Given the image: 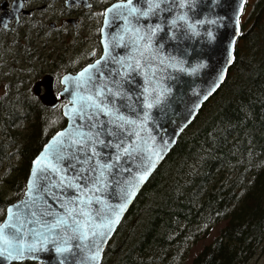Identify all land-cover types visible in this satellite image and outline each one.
<instances>
[{
	"label": "water",
	"instance_id": "obj_1",
	"mask_svg": "<svg viewBox=\"0 0 264 264\" xmlns=\"http://www.w3.org/2000/svg\"><path fill=\"white\" fill-rule=\"evenodd\" d=\"M126 2H113L105 13L114 5ZM133 4L147 10L144 0H133ZM246 4L247 0H194L183 9L175 5L172 11L156 10L138 21L130 18L132 25L144 26L141 35L148 31V25L161 24L162 30L152 37L150 54L153 59L150 66L135 46L129 43L132 33L124 31L128 27L124 19L116 17L115 12L107 16L104 13L100 30V57L78 72L64 75L61 79L63 89L58 95L52 91L51 78L44 77L47 92L42 100L49 99L50 106L56 105L59 100L65 102L61 112L65 124L46 140L32 158L22 196L5 207L0 228L10 223L17 227L23 225L17 239L23 244L25 256L22 259H9L7 252H4L0 255V264L25 260L40 264H101L106 245L139 192L183 130L193 122L204 103L224 82L235 59V46L241 31L240 19ZM180 13L187 14L189 23L202 22L196 24L195 34L182 23L169 30L168 22ZM143 44L142 41L140 50H143ZM137 59L141 60L142 66L139 68L135 64ZM97 61H101L97 67L103 74L93 68L94 79L81 83L80 73L92 68ZM129 64L133 67L129 68ZM114 81L119 82L127 98L116 97L112 114L105 115L88 107L87 98L93 96L95 91L103 90L105 86L115 91L117 85ZM148 103L152 104L151 108L146 106ZM82 104L86 108L85 117L94 114L92 120L80 118L76 110ZM108 107L113 108L112 105ZM115 109H119V113ZM116 115H122L126 121L133 123L115 129L113 121ZM97 122L105 129L113 130V135L99 137L105 144L111 142L108 147L96 145L100 155L90 163H84L81 159L71 170H67V159L62 162L54 159L61 148L65 157L76 151V145L69 146L71 142L78 140L81 134H90L88 126ZM99 131V126L91 129V132ZM118 138L123 139L119 149L115 147ZM60 140L66 143L58 144ZM125 148L127 151H123ZM76 154L83 156L79 152ZM45 157L48 159L45 160ZM37 160L41 163L35 164ZM104 163L112 167L105 168L104 176L96 183L92 178L99 176V170L83 171L80 175L89 179L76 181L81 185L79 189L67 187L81 168L88 170ZM40 168L44 171L34 177L33 173ZM142 176L146 178L141 180ZM61 180L65 181L63 185L59 183ZM30 184L33 185L31 192ZM9 209L16 213L11 219ZM81 210L87 215H82ZM117 215L119 219L111 223ZM74 220L84 227L78 226ZM54 223L56 227L49 231ZM12 231L14 229H6V232ZM101 232L105 233L103 237L99 235ZM17 239H12V248L9 249L13 257L17 255L13 251ZM41 241H44L43 244ZM33 243L37 244V250L29 256L26 250ZM6 247L0 241V249ZM58 248L64 251H57Z\"/></svg>",
	"mask_w": 264,
	"mask_h": 264
},
{
	"label": "trees",
	"instance_id": "obj_2",
	"mask_svg": "<svg viewBox=\"0 0 264 264\" xmlns=\"http://www.w3.org/2000/svg\"><path fill=\"white\" fill-rule=\"evenodd\" d=\"M259 2L247 0L250 8L241 18L224 82L139 192L101 264H182L191 240L219 222V233L190 264H247L263 250L264 6ZM21 83L18 78L0 98V166L8 167L5 183L13 192L11 199H0L1 208L22 196L32 158L65 123Z\"/></svg>",
	"mask_w": 264,
	"mask_h": 264
},
{
	"label": "flooded vegetation",
	"instance_id": "obj_3",
	"mask_svg": "<svg viewBox=\"0 0 264 264\" xmlns=\"http://www.w3.org/2000/svg\"><path fill=\"white\" fill-rule=\"evenodd\" d=\"M115 1L119 0H0V66L9 74L18 73L21 84L45 110L61 113L64 101L50 106L49 99L42 100L47 92L44 77L51 78L58 95L64 75L100 57L104 13Z\"/></svg>",
	"mask_w": 264,
	"mask_h": 264
},
{
	"label": "snow or ice",
	"instance_id": "obj_4",
	"mask_svg": "<svg viewBox=\"0 0 264 264\" xmlns=\"http://www.w3.org/2000/svg\"><path fill=\"white\" fill-rule=\"evenodd\" d=\"M194 0H144V3L147 5V10H141V8L135 6L133 4V0H127L126 3H118L116 5L113 6V8H110L107 10V12L105 13V15L107 16L108 13H112L115 12V16L116 17H120L123 18L125 21V24L128 25V27H126L124 29V31L126 33L131 32L132 35L130 37L129 43L132 44L133 46H135V48L139 51L140 56L144 59L145 62H148L149 66H150V62L153 59L151 53V49H152V37L155 35V33L157 31L162 30L161 28V24H156L155 26L153 25H148V31L145 32L144 34H140L141 33V28H143V25L140 26H135L132 25L130 18L134 17L137 21L140 19V17H148L151 14H154L156 12V10H159L160 12H164V11H172V7L175 5H178L179 8L183 9L184 7H186L188 4L193 3ZM161 5H166L167 7H161ZM17 6H19V3L17 4ZM0 23H2V21H0ZM107 23V21H106ZM178 23H182L183 25L186 26V28L190 31H192L194 34L196 33V24L197 23H202V22H192L189 23V17L187 16L186 13H180L178 15H176L175 18L171 19L168 22L169 25V30L172 31V29L176 28ZM178 30V29H177ZM211 33H209L210 35ZM121 39H123V36L121 37ZM144 42L143 44V50H140V46H141V42ZM147 54V55H146ZM107 56V49H106V54ZM101 63V61H97L96 65H93L92 68H86L83 72L80 73V78H81V83H88L91 82L94 79V75H93V68H95L97 70V72H100L99 68L97 67L99 64ZM136 64V68L141 67V60L137 59L135 61ZM175 67V65H170ZM129 68H132V64L128 65ZM136 68H133V70H136ZM179 70L183 71V68H180ZM100 74L102 75L103 73L100 72ZM153 75H155V73L153 72ZM221 79H223V77H221ZM114 83L117 85L116 90L113 91V89L111 87L105 86L103 90H97L93 93V96L95 97V99H93V96H89L87 99L89 101L88 107H91L95 110H97L98 112H103L105 115H111L112 111L114 109L115 106V99L116 97H121V98H127L126 96H124L123 92H122V86L119 84V82H115ZM108 97H112V99H108ZM207 97H205L206 99ZM83 99V98H82ZM99 101V102H97ZM112 105L113 108H109L108 106ZM147 107L151 108L152 104L148 103L146 105ZM78 112V114L80 115L81 119H88V120H92L94 118V114L90 113L88 114L86 117L84 115L86 108L85 106L82 104L80 109L76 110ZM115 111L117 113H119V109H115ZM133 123L132 121H126L124 119V117L122 115H116L115 120L113 121V127L115 129H119L124 127L125 125L131 124ZM99 126L101 131L99 132H91V129L95 128ZM89 127V133L88 135L85 134H81L78 140H73L71 142V144L69 145L70 147L72 145H76V151L72 152L69 154L68 157H65L63 155V148H61L59 150V152H57L54 155V159L57 162H62L64 160H68V165H67V170H71L76 168V164L79 163L81 161V159H83L84 163H90L93 158L95 156L100 155V153L97 152L96 150V145L99 144L101 146L104 147H108L111 145V142H109V144H105V141L103 139H99V137L101 135H108L111 136L113 135V130L112 129H105L103 125L99 124V122H97L96 124H91L88 126ZM64 134L62 133L61 136H63ZM58 144H64L66 143V141L60 140L57 142ZM123 144V139L122 138H118L117 142L115 144L116 148H120L121 145ZM123 151H127V149H123ZM82 153L83 156L77 155L76 153ZM45 160H47L48 158L45 157ZM75 161V162H73ZM35 164H40L41 161L37 160L34 162ZM112 165L104 163V164H98L96 166H93L92 168L85 170L83 168H81L79 170V172H77V174L74 176L73 181L69 182L67 184V187L72 188L75 187L77 189H79L81 187V185L79 183H76V181H87L89 178L88 177H84L82 175H80V172L83 171H92L95 172L97 170H99V176H96L94 178H92L93 183H96L98 180H100L103 176H104V169L105 168H111ZM44 171V169L40 168L37 169V171L35 173H33V176L35 177L36 175L42 173ZM53 171H55V169H53ZM41 178H45V177H41ZM146 176H142L141 180L145 179ZM59 183L61 185H63L65 183L64 180L59 181ZM32 187L33 185L30 184L29 185V192L32 191ZM84 187H87V183L84 184ZM98 190V189H97ZM98 202V201H97ZM82 203H91V201H82ZM17 208H19V206H17ZM121 211H123V208L120 209ZM10 213V219L16 215L15 212H13L12 209L8 210ZM71 214V213H70ZM81 214L82 215H87L86 213H84L81 210ZM119 219V216L117 215L115 220L111 221V223H115L117 220ZM74 223H76L78 226L80 227H84V225H80V222L78 220H74ZM57 223H63V221H57ZM23 227V225L21 224L19 227H17L14 224H7L4 225L3 228H0V241L3 242L4 245H6V248H2L0 249V255H3L4 252H7L8 254V258L9 259H22L25 256V249L23 247L22 242L17 239L18 234L20 233L21 228ZM56 227V223L52 224L49 231H51L52 228ZM6 229H14V231L12 232H6ZM109 229H110V225H109ZM93 235H96V233H93ZM99 235L101 237H103L105 235V233L101 232L99 233ZM12 239H17L16 242V246L13 249V251H15L17 253V255L15 257H13L12 251H9L10 248H12ZM44 241H41V244H43ZM37 250V244L33 243L30 244L27 248V253L29 254V256H31L32 253H34ZM57 251H64V249H60L58 248ZM93 259H95V257H93Z\"/></svg>",
	"mask_w": 264,
	"mask_h": 264
},
{
	"label": "rangeland",
	"instance_id": "obj_5",
	"mask_svg": "<svg viewBox=\"0 0 264 264\" xmlns=\"http://www.w3.org/2000/svg\"><path fill=\"white\" fill-rule=\"evenodd\" d=\"M259 4H260V7L264 6L263 0H260ZM249 8L250 6L249 7L246 6L245 11H248ZM18 76H19L18 73H15L14 75H12V73L9 74L8 68H4L0 66V98H2L5 94H7L12 89L11 88L12 86L10 85V81H12L16 77L18 78ZM55 113H59V112H55ZM57 119L59 118L55 117L53 122L55 120L57 121ZM25 126H26V123L24 122L16 130L21 131V128H24ZM12 160H16V159L13 158ZM9 175H10V171L8 167L6 166V164L0 166V199L2 200L11 199L13 196V192L10 190L9 187H6V183H5V179ZM4 214H5V207L1 208L0 206V222L4 217ZM222 225H223V222L212 223L206 232L201 233L197 239L191 240L189 247H188V252L186 253V258L182 264H190L193 257L203 248V246L208 244L211 240H213L214 237L219 233V230L222 227ZM247 264H264V248L256 256H254Z\"/></svg>",
	"mask_w": 264,
	"mask_h": 264
}]
</instances>
